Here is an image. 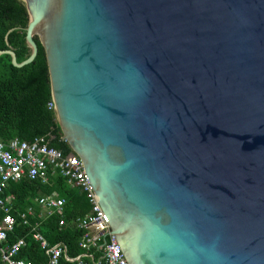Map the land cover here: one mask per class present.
<instances>
[{
    "label": "water",
    "instance_id": "obj_1",
    "mask_svg": "<svg viewBox=\"0 0 264 264\" xmlns=\"http://www.w3.org/2000/svg\"><path fill=\"white\" fill-rule=\"evenodd\" d=\"M17 1L126 263L264 264V0Z\"/></svg>",
    "mask_w": 264,
    "mask_h": 264
},
{
    "label": "built area",
    "instance_id": "obj_2",
    "mask_svg": "<svg viewBox=\"0 0 264 264\" xmlns=\"http://www.w3.org/2000/svg\"><path fill=\"white\" fill-rule=\"evenodd\" d=\"M49 177L61 178L68 187L77 190L88 204V211L72 222L80 232L76 243L79 253L75 256L67 254L62 242L49 245L37 230L40 223L51 216L57 218L59 227L64 225L63 200L55 191L31 197L21 212H16L13 196L7 193L11 184L21 181L49 185ZM12 212H16L20 227L26 230L23 236L8 242V235L12 234L17 222ZM26 238L37 246L42 259L37 257L31 261L18 257L26 248ZM0 264H127L110 234L82 162L72 152L64 155L49 147L45 137L30 141H19L15 137L7 140L0 138Z\"/></svg>",
    "mask_w": 264,
    "mask_h": 264
},
{
    "label": "trees",
    "instance_id": "obj_3",
    "mask_svg": "<svg viewBox=\"0 0 264 264\" xmlns=\"http://www.w3.org/2000/svg\"><path fill=\"white\" fill-rule=\"evenodd\" d=\"M24 6L17 0H0V51L10 50L15 55L16 63L26 59L30 53L24 42V29L27 25ZM33 60L20 68L10 63L8 55H0V138L7 140L17 138L30 141L36 137H45L49 147L62 154L70 153L68 145L61 140V131L55 120L51 105L48 73L43 49L37 39ZM55 191L63 200V226L57 225V218L51 216L42 221L37 228L49 245L62 242L69 256L79 253L76 246L80 232L72 222L74 218L88 211V204L77 190L68 187L61 178L49 177V185L37 181H21L11 184L7 193L13 196L16 212H21L31 197ZM16 212H12L15 217ZM24 228L16 222L8 242L23 236ZM26 248L18 255L24 260L34 261L41 258L37 246L26 238Z\"/></svg>",
    "mask_w": 264,
    "mask_h": 264
}]
</instances>
